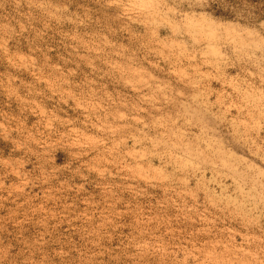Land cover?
Returning a JSON list of instances; mask_svg holds the SVG:
<instances>
[{"label":"rangeland","instance_id":"obj_1","mask_svg":"<svg viewBox=\"0 0 264 264\" xmlns=\"http://www.w3.org/2000/svg\"><path fill=\"white\" fill-rule=\"evenodd\" d=\"M0 264H264V0H0Z\"/></svg>","mask_w":264,"mask_h":264}]
</instances>
